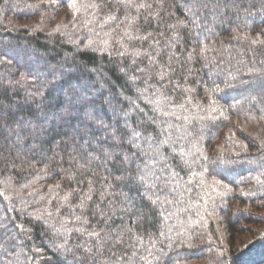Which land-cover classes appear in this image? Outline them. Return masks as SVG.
<instances>
[{
  "label": "trees",
  "instance_id": "trees-1",
  "mask_svg": "<svg viewBox=\"0 0 264 264\" xmlns=\"http://www.w3.org/2000/svg\"><path fill=\"white\" fill-rule=\"evenodd\" d=\"M0 264H264V0H0Z\"/></svg>",
  "mask_w": 264,
  "mask_h": 264
}]
</instances>
